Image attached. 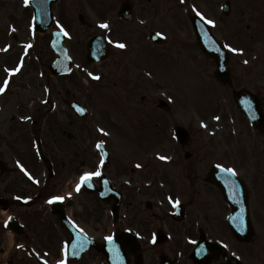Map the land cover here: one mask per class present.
Instances as JSON below:
<instances>
[{"label":"flooded vegetation","instance_id":"obj_1","mask_svg":"<svg viewBox=\"0 0 264 264\" xmlns=\"http://www.w3.org/2000/svg\"><path fill=\"white\" fill-rule=\"evenodd\" d=\"M133 1L135 12L138 9V16L144 19L139 9L140 0ZM153 21L157 23V19ZM158 24H161L160 20ZM17 46L12 42L0 43V79L8 77L11 74L9 70L16 68ZM52 60L47 53L42 58L39 56L37 63H30L26 68V73H32L31 78H26L21 70L18 76L11 77L7 90L0 95V264L58 263L64 259L65 243L69 245L74 238L71 223L78 230L82 228L83 233L79 232L99 245L109 236L129 233L140 245V253L129 254L131 264H162L163 261L166 262L164 264H197L191 258V252L203 235L210 242L223 244L227 257L222 253H200V264H206L207 259L208 264H224L226 260L232 263V258H237L234 261L236 264H264V253H247L243 250L245 244L231 229V205L224 200L215 183L208 181L216 161L235 170L249 193L251 221L256 225L252 241L259 240L264 232V200L259 192L261 181L264 183V165L256 158L250 165L245 156L234 154L233 157L228 151L220 160L205 159L207 169L201 170L199 154L195 151L184 154L185 165L175 163L173 166L162 165L157 171H136L135 159L129 150L119 153L110 148L109 160L105 163L96 147L103 141L93 139L91 142L88 139L90 143H83L79 148V169L82 173L99 169L102 175L95 177L91 186L83 187L79 194H73L72 182L78 170L73 175L71 138L61 141L44 133L52 125L50 118L56 110L57 87L65 88L61 79L56 80L45 69ZM108 63L89 67L94 71L102 70L100 82L111 72L115 85L121 92H127L126 74L114 65L117 63L115 60L111 70L105 73L110 66ZM119 64L122 66V63ZM41 71L46 80V90L38 78ZM84 74L83 68L79 77ZM151 78L152 75L147 74L141 88L144 93L141 100L147 101V105H144L146 108L151 106L150 94L155 82L162 81L156 79L152 82ZM139 82L136 79V83ZM89 83L98 82L92 80ZM156 87L168 89L166 82L157 83ZM229 87L233 89L232 92L236 90L237 80ZM63 91L65 97L71 99L66 102V110L72 112L69 103L76 101V91L72 88ZM180 92L183 94V89ZM165 119L168 120L167 116ZM106 124L104 121L103 125ZM119 140L123 143L129 141L114 139ZM39 147L47 162L39 161ZM76 157L74 154V159ZM17 163L31 173L32 181L22 173L24 170L18 169ZM98 193L105 195L102 198ZM117 195H121V204L115 221L113 206L117 202ZM54 196L65 199L60 203H49ZM175 200H179L183 206L184 216L180 220L173 217ZM65 221L69 223L65 224ZM163 233L168 237L165 240ZM153 240L158 243L154 244ZM69 257H72V253H68L67 264H105L103 255L94 246L81 260L72 261Z\"/></svg>","mask_w":264,"mask_h":264},{"label":"rangeland","instance_id":"obj_2","mask_svg":"<svg viewBox=\"0 0 264 264\" xmlns=\"http://www.w3.org/2000/svg\"><path fill=\"white\" fill-rule=\"evenodd\" d=\"M225 1H229L232 5L231 13L228 16L223 15L221 12V6ZM122 2L123 0H60L55 6L56 23L53 28L66 31L67 34L69 33L70 36L66 39L65 44L71 57H75V60L79 61L80 54H84L88 38L93 35H102L100 32L103 30L98 26L101 25V22L102 24H110L114 23V21L116 23L114 14L118 11ZM17 3L15 7L0 0V26H2V19L9 17L16 26H21L23 30L19 34L18 41L23 43L32 42L36 36L31 32L29 22L30 12L24 8L25 5L22 1ZM159 8H161L163 17L160 14L161 11L158 10ZM139 9L141 10V17L149 19L150 26L147 29L142 28V30L133 24L117 23L110 35L112 34L116 40H125L130 48L126 52V55L117 54V52L113 51L112 60L108 63V66L109 64L110 66L105 70V73L109 72L113 66V60H115L117 63L114 65L120 67L121 72L126 74L127 85L130 86V91L121 92L119 87L115 85L114 82L116 81L111 72L107 73V77L100 84H91L84 81L83 77L73 75V78H66L68 80L61 81L65 86L64 89L72 88L73 91H76L74 93L76 98L89 106L96 113V117L97 115L99 116V113L102 114V117L103 114L108 117V121L110 122L108 124L109 128H107L110 131L108 132L109 136H114V124L120 123L122 128L123 124H125L129 125V137L132 135L133 140L136 142L140 124L148 125L151 121V117L146 113L143 103L140 102L142 95L140 84L136 83L138 75L143 73L142 69L144 68L141 69V67L148 68L158 78H162L160 72L169 73L165 77L168 80V84L176 82L172 83L175 87L181 86V81L183 80V78H179V73L183 76V73H190L192 68H199L201 89L203 90H200L199 99H197L200 106L201 131L199 133L191 131L193 134L191 135L189 148L192 147L193 152L196 151L199 154L200 169H207V161L205 162V159L212 158L215 160L217 158L220 160L223 158L227 153L225 149L228 148L227 145L233 157L234 154L240 152L245 153L249 160L252 154L256 156L258 162L262 161L264 165V139L262 135L258 136L256 131L248 128L244 117L238 112L228 111L226 113L223 108L224 98L218 99V97H215L216 94L212 91V88L207 87L206 82H208V79L206 74L212 68L213 63L201 54L199 55V51L193 43L194 40L189 21L190 14L193 12L199 13L206 20L215 22L214 25H211L214 33L219 38L225 37V33L235 37V44H232L233 48L244 51L240 56H234L231 62L237 85H246L256 90L259 88L258 85L264 84V79L258 78L259 75L264 74V65L261 63V57L258 53L260 49L264 52V0H140ZM79 15H83L85 20L91 23L92 27H83L78 20ZM154 18H160L161 24L156 25L152 20ZM4 28L5 26L0 28V41H4L5 38L4 32L1 33ZM153 29H161L167 38L168 44L158 49L160 51H167V55L162 59V62L167 60L165 65L161 63L159 54L143 44V38L148 36L149 31ZM50 31L38 37V49L42 53V57L45 53L48 54L49 51L48 44L52 39ZM233 53L239 54V52ZM255 57L260 61H254ZM75 62L74 65L76 66ZM119 63L124 64L123 71ZM25 76L26 78H31L32 73H25ZM219 88L221 91V87ZM57 89L56 98L59 101L60 96L64 95V89L62 87L60 89L57 87ZM259 93L264 98V91ZM189 99H192V97ZM188 108L191 111L190 104ZM216 117H219V119L217 120ZM233 122H235L234 125ZM50 123L52 125L44 131V133H47L46 136L61 141L68 140L71 137L73 175L74 171L78 170L73 178L74 183L77 174L81 172V169H79V148H81L83 143H90L88 139L93 142V139L103 137L98 134L99 128L96 127V123L90 122V125L89 119H77L61 103L55 115L50 118ZM149 130L150 132L153 131L151 128ZM239 130L242 133L241 137L243 140L237 141L239 144L237 145L235 143L237 137L234 133H238ZM209 133H213V136ZM162 134L155 138L159 137L161 139ZM212 137L216 141L213 145ZM24 138H28V136ZM168 143L164 139L160 144L163 152H165V149H169V152L170 150L172 151ZM142 147L145 146L142 144ZM136 148L138 150L139 147L137 146ZM179 153L182 155L181 151ZM74 154L77 155L76 159H74ZM151 166L154 167L153 165ZM158 166L160 165H155L154 171L159 169ZM262 213H264L263 210ZM259 241L262 243L261 239ZM254 244L256 243L252 245ZM255 252L264 253V244L257 247Z\"/></svg>","mask_w":264,"mask_h":264},{"label":"snow or ice","instance_id":"obj_3","mask_svg":"<svg viewBox=\"0 0 264 264\" xmlns=\"http://www.w3.org/2000/svg\"><path fill=\"white\" fill-rule=\"evenodd\" d=\"M28 2H29V0H25V4H26V5L28 4ZM207 23H208V24H212V25H214L215 22L212 21V20H208ZM100 27L105 28V29H108L110 26H109V24H107V23H103V24L100 25ZM13 30H14V29H13ZM65 35H67V32H65ZM27 47H28V48H31L32 45L29 44V45H27ZM116 47L121 48V49H124V48H126L127 46H126L124 43H119V42H117V43H116ZM225 47L230 48V50H231L232 52H242V51H243L242 49H239V50H238V49H236V48H231L230 45H225ZM22 63H23V62H21V65H22ZM245 63H247V61H245ZM9 71H10V72L18 73V72L20 71V67H17V68H15V69H12V70H9ZM89 75H92V74L89 73ZM93 78L96 79V80H99V79H100L99 76H94ZM8 84H9V81H8V80H5L3 86L0 87V94H3V93L7 90V88H8ZM77 111H79V112L82 113V112L85 111V109H84V108H77ZM22 119H30V117H23ZM216 119L218 120L219 117H216ZM205 127H206V125H205ZM100 132H102L104 135H108V133H107L104 129H102V128L100 129ZM96 147H97V148H102V144H97ZM160 159H162V160H168V159H170V158H168V157H164V156H161ZM102 165H103V161L101 162V167H102ZM137 167H140V165H137ZM21 168H22V170H24L22 165H21ZM24 171H25V173H26L27 175H29V178L31 179L30 174H28L26 170H24ZM225 171L231 173L232 175H236V172H235L234 169L227 168V169H225ZM101 175H102V172H101L99 169H97V170H95V171H88V172L83 173V174L80 176L79 183L76 185L75 191H76V192H80L81 189H82L83 187H85V186H91V184H92V182H93V179H94L95 177H100ZM37 183H39V182L37 181ZM69 195H70V194H69ZM17 199H20V197H17ZM64 199H65V197H63V196H54V197H52V199L49 200V203H54V202H56V201H63ZM169 200H172V197H169ZM174 204H175L176 206H179V205H180V201H179V200H175V201H174ZM79 231H80L81 233H83L84 230L81 228V229H79ZM106 239H107L109 242H112V240H113V238H112L111 236L107 237ZM153 242H155V240H153ZM192 242L195 243V241H192ZM21 247H22V245H21ZM68 248H69V245H68V242H66L65 245H64V259L60 260V261L58 262V264H67ZM44 264H47V261H45Z\"/></svg>","mask_w":264,"mask_h":264},{"label":"water","instance_id":"obj_4","mask_svg":"<svg viewBox=\"0 0 264 264\" xmlns=\"http://www.w3.org/2000/svg\"><path fill=\"white\" fill-rule=\"evenodd\" d=\"M54 1L55 0H40V3L44 7V9H46L47 7H50ZM196 21H197L196 19H193L194 25L200 26L198 33L200 34L201 37H204L206 35V33L204 32V28L200 24H197ZM98 41H99L98 39H93L90 42V48H89L90 51L95 49L94 46L98 45ZM201 46L207 55L216 56L215 50L212 49L207 43L205 44L201 43ZM98 49L101 50L102 48L97 46L95 50V54L100 56L101 53ZM217 56H216L217 63L220 69L219 78L223 81H227L226 76L228 72L227 73L224 72L225 68L227 70V58L225 61L224 59L220 58L219 56L217 57ZM236 98H237L238 105L243 110V112L250 118V120L257 126L261 125L264 121V118H263V114L261 112V107H260L258 100L255 97H253L251 94L245 93V92L243 94H240Z\"/></svg>","mask_w":264,"mask_h":264}]
</instances>
